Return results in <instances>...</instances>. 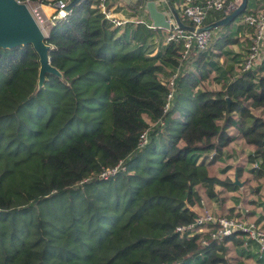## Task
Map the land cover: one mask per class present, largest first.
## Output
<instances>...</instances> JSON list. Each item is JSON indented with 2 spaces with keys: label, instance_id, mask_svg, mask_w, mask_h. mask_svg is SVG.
<instances>
[{
  "label": "trees",
  "instance_id": "trees-1",
  "mask_svg": "<svg viewBox=\"0 0 264 264\" xmlns=\"http://www.w3.org/2000/svg\"><path fill=\"white\" fill-rule=\"evenodd\" d=\"M96 3L79 0L49 30V65L61 77L46 76L39 90L31 47L0 50V264H228L240 233L216 242L175 229L222 188L242 205L249 182L264 187V56L234 77L219 75L213 91L202 85L215 66L206 50L181 64L180 42L153 54L146 43L165 30L113 28ZM221 18L210 13L204 26ZM177 69L164 109V82ZM236 139L249 151L234 167L240 189L223 177L229 167L210 173ZM118 163L123 170L99 178ZM263 208L248 220L264 232ZM248 245L237 255L255 259Z\"/></svg>",
  "mask_w": 264,
  "mask_h": 264
},
{
  "label": "built area",
  "instance_id": "built-area-1",
  "mask_svg": "<svg viewBox=\"0 0 264 264\" xmlns=\"http://www.w3.org/2000/svg\"><path fill=\"white\" fill-rule=\"evenodd\" d=\"M156 8L161 11L171 25V29L165 32L163 38V44L167 45L171 42H180L182 46V52L179 57V64L185 62L193 51L204 52L207 49L209 42L211 41V31H203L201 33L188 32L180 29L175 24L172 17H168L166 10H161L157 7V3L161 7L166 6L165 0H152ZM240 0H181L176 6L178 13L190 23V27L196 29L204 27V22L210 13L219 12L224 16L228 15L238 5ZM18 4H23L30 14L33 21L44 35H47L51 27L55 24V19H63L68 12H64V8L67 6L66 0H16ZM108 0H97L95 5L96 11L107 20L113 28L121 29L129 22L134 25L145 26L148 29H152L151 25L146 24L142 20L127 21L117 20L113 17L108 5ZM239 26L246 29L253 30V36L251 38L246 57L241 65V71H245L254 67L260 61L259 55L261 46L264 44V13L250 12L242 14L239 18ZM178 69L173 75H171L164 83L168 88V92L165 96V106L167 109L172 93H173V79L177 74ZM145 144V135L142 134L138 140V146L141 147ZM256 164H252L251 168H256ZM123 170L120 163L116 164L112 168L103 170L99 174V178L106 180L113 177L117 172ZM200 204H204L196 214L195 220L187 225L179 226L175 229V232L179 235L192 233V234H206L207 238L211 241L220 242L225 237L233 234L240 233L243 237L246 245L253 244L259 253H264V232L261 231L258 226L252 222L244 220H238L235 218L226 217H214L207 205L200 201ZM191 207H189V211ZM192 212V211H191ZM211 227V228H210ZM201 245H205L206 241L201 239Z\"/></svg>",
  "mask_w": 264,
  "mask_h": 264
},
{
  "label": "water",
  "instance_id": "water-1",
  "mask_svg": "<svg viewBox=\"0 0 264 264\" xmlns=\"http://www.w3.org/2000/svg\"><path fill=\"white\" fill-rule=\"evenodd\" d=\"M78 1L72 0L63 11L69 12ZM165 2L177 27L195 33L226 27L242 15L247 5V0H240L239 4L228 15L195 30L192 27L182 25L167 0ZM138 8L144 9L153 29L167 31L172 28L165 19L164 14L156 8L152 0H138ZM58 21V19H55L54 22L57 23ZM46 37L47 35L40 31L23 4H18L16 0H0V50H12L25 46L31 47L38 62L37 90L42 88L46 76L61 77L60 73L49 65L48 56L51 48L45 44ZM225 103L228 106L229 101L225 99ZM233 185L241 187L236 178H234Z\"/></svg>",
  "mask_w": 264,
  "mask_h": 264
},
{
  "label": "crops",
  "instance_id": "crops-1",
  "mask_svg": "<svg viewBox=\"0 0 264 264\" xmlns=\"http://www.w3.org/2000/svg\"><path fill=\"white\" fill-rule=\"evenodd\" d=\"M173 4V9L175 10L176 6L180 3L181 0H172ZM250 2L249 10L250 12H257V13H264V0H247ZM110 5L108 6L110 11L112 12L113 17H115L117 20H127V21H135V20H142L148 25H151L150 21L147 18V15L144 11V9L138 8V0H108ZM130 11H129V10ZM165 10L167 11L166 14H168V17H172L170 11L167 9V5L165 6ZM139 11V12H138ZM138 14V17L134 18L130 14ZM166 17V16H165ZM240 18V16H239ZM128 24L134 25L132 22H129ZM127 26V25H125ZM124 26V27H125ZM239 27V25H238ZM123 28V27H122ZM121 28V29H122ZM241 28V27H239ZM237 36L235 37V43L232 44H224L222 42L223 40L221 39L222 37H227L231 38L230 34L228 33H220L219 28L212 30L211 31V40L215 42V48H214V54L217 56H209L207 55V61H210L215 64L214 66V71L210 73L209 77L206 79L205 82L202 83V85L206 86L210 90H218L220 88V82H216L215 79L220 75L221 77L227 76L224 75L223 73L232 70L231 76H235L237 72L240 70L241 71V65L246 57L247 51H248V37L249 34L245 33L244 30H237ZM165 35V32H164ZM164 35H161L160 37H153L147 41L146 44H151L153 47L151 48L153 50V54L163 47L165 44H163L162 38H164ZM226 38V39H227ZM226 41V40H225ZM216 49V50H215ZM263 58V57H262ZM260 62V61H259ZM258 62V64H259ZM192 63V65H191ZM195 64L194 59L191 60L189 63V66H187V70H190L191 67ZM257 65V64H256ZM214 78V80H212ZM230 135H233L234 132L232 130H229L228 132ZM234 143H239L242 155L239 156H244L248 153L249 151L245 148H243L242 142L239 139L234 140L231 144H229L224 150L221 152V156L213 166L221 163V161L224 160V155L225 151L229 149V146L234 144ZM212 166V167H213ZM229 170L228 172H230ZM241 187H238L240 189ZM202 201V200H201ZM203 202V201H202ZM216 203V200L210 201L209 207L211 210H215L214 212H217V209L213 207V204ZM238 203L237 206L239 208V201L235 202ZM211 205V206H210ZM228 206V205H227ZM232 206V205H231ZM235 206L234 208L236 209ZM192 212L195 214H198L200 209L197 206H193L190 208ZM241 213V211H240ZM247 221V220H246ZM250 222V221H247Z\"/></svg>",
  "mask_w": 264,
  "mask_h": 264
},
{
  "label": "rangeland",
  "instance_id": "rangeland-1",
  "mask_svg": "<svg viewBox=\"0 0 264 264\" xmlns=\"http://www.w3.org/2000/svg\"><path fill=\"white\" fill-rule=\"evenodd\" d=\"M239 2L237 4H239ZM249 6H250V2H249ZM157 7L160 8L161 10H163V9L165 10V8L161 7L159 3H157ZM130 15H132L134 18L138 17V14H136V13L130 14ZM239 22H240V20L238 17L229 26H227L225 29L219 28L220 33L226 32V33L230 34L231 38H229V39L231 41H234L235 37L237 36V33H238L237 28H238ZM239 30H242V31L244 30L245 33L249 34L247 29L245 30L244 28L241 27ZM160 38H161V36H160ZM214 48H215V42H213L211 40L207 46V49H206L207 52L206 53L209 54L210 56H213V55L217 56L216 54L213 53ZM263 56H264V44L261 46L259 59L261 60ZM244 154H247V153L244 152ZM239 155H242V151H241L239 143H234V144L230 145L229 149L225 151L224 160L221 161V163L213 166L210 170V173L211 174H218L219 171L229 167V169L231 171L226 172V175H224L223 177L227 181H234V178H236L235 173H234V167H235V165H237L238 163L241 162L242 158H244V156L242 157ZM249 169H250V165L247 164L244 168V172H247ZM253 181L254 182H249L248 191L243 198L244 202L242 203V205L239 201V208L237 206L238 203H234L235 196H232V195L229 196L228 192H226L225 190H222L223 188L220 189V192H218L219 194L222 191H224V192H222V195H221L223 199L217 198L216 203L213 204V207H215L217 209V212H214L215 210L214 211L212 210L213 216L222 217V216L228 214V215H231L230 218L238 219L237 217H235V214L239 213L240 214L239 216H241V219L246 221V220H248L249 216H252L254 214L253 213L254 211H259V207H263V205H264V187H262V185H263L262 180H254L253 179ZM217 188L218 187H216V190H218ZM235 201H237V199ZM202 206H204V204L202 205L199 203L198 207L201 208ZM220 206H222L224 211H227L228 213L225 214L223 212H219ZM235 206H237L236 209L234 208ZM242 206H243V208H242ZM226 208H229V209L226 210ZM262 210L264 211V208ZM232 211H233V213H232ZM240 211H241V213H240ZM245 211H247V212H245ZM261 214H262V212L259 214L260 215L259 217H263V216H261ZM248 221L252 222V220H248ZM243 241H245V240H243ZM229 245H231V244H229ZM247 246H249V245H246V243L243 242L241 247H236L234 249L236 254L232 253V252L228 253L226 255L228 264H257L255 259H257L259 257H261L264 260V253L258 254L259 252L257 251V249L254 246L248 247L247 250H249L250 253L255 255V259H250V258L247 259V258L239 257L237 255L238 252L242 249H245V247H247ZM231 250L232 249L230 248V251Z\"/></svg>",
  "mask_w": 264,
  "mask_h": 264
},
{
  "label": "bare ground",
  "instance_id": "bare-ground-1",
  "mask_svg": "<svg viewBox=\"0 0 264 264\" xmlns=\"http://www.w3.org/2000/svg\"><path fill=\"white\" fill-rule=\"evenodd\" d=\"M44 34V33H43Z\"/></svg>",
  "mask_w": 264,
  "mask_h": 264
}]
</instances>
